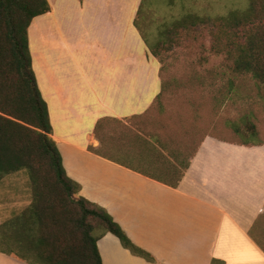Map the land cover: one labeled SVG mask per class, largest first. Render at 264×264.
Here are the masks:
<instances>
[{"label": "crops", "instance_id": "crops-1", "mask_svg": "<svg viewBox=\"0 0 264 264\" xmlns=\"http://www.w3.org/2000/svg\"><path fill=\"white\" fill-rule=\"evenodd\" d=\"M47 2L49 11L27 28V44L50 137L80 187L77 197L103 208L152 259L106 233L97 241L102 264H264V136L248 146L203 137L176 187L93 152L101 120L134 118L153 106L160 64L141 38L140 0ZM0 191L2 221L31 203L27 176ZM0 264L31 263L0 251Z\"/></svg>", "mask_w": 264, "mask_h": 264}, {"label": "trees", "instance_id": "trees-1", "mask_svg": "<svg viewBox=\"0 0 264 264\" xmlns=\"http://www.w3.org/2000/svg\"><path fill=\"white\" fill-rule=\"evenodd\" d=\"M49 9L47 0H0V181L24 170L31 191L30 205L0 225L3 237H11L17 250L0 251L13 253L31 264H102L97 241L110 233L131 254L152 261L146 252L131 243L103 208L77 197L80 187L67 177L50 137L47 105L36 84L27 44L31 21ZM185 18L190 23L201 21L191 15ZM220 20L236 30L232 48L226 49L225 56L232 63V73L249 75L258 86L264 87V0H246L243 8L229 11ZM142 39L157 56L159 47L144 35ZM105 120L110 119L97 124L95 135ZM227 126L241 136L240 127L234 122H227ZM246 133L256 135L253 125L248 126ZM96 137L101 148L103 141ZM153 140L158 142L155 137ZM142 142L150 146L149 141ZM262 143L250 139V142L242 140L241 145ZM93 152L109 157L100 149ZM113 161L170 187L178 185L188 167L186 162L179 172L175 168L147 172Z\"/></svg>", "mask_w": 264, "mask_h": 264}, {"label": "rangeland", "instance_id": "rangeland-1", "mask_svg": "<svg viewBox=\"0 0 264 264\" xmlns=\"http://www.w3.org/2000/svg\"><path fill=\"white\" fill-rule=\"evenodd\" d=\"M245 4L246 0H140L136 12L141 38L144 35L159 47L157 56L149 53L160 64L161 93L143 115L105 120L100 125L96 135L103 141L99 148L102 153L147 172L169 168L179 172L205 136L237 145L242 140H262L264 87L249 75L232 73V63L225 56L236 30L220 20ZM187 15L201 21L185 22ZM227 122L239 126L241 136ZM249 125L255 128L254 137L246 133ZM142 140L149 141L150 146ZM18 175L27 176L30 185L23 170L5 176L0 187ZM2 223L5 220H0ZM15 247L13 239L3 237L0 229V250L15 251Z\"/></svg>", "mask_w": 264, "mask_h": 264}]
</instances>
